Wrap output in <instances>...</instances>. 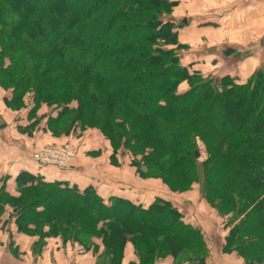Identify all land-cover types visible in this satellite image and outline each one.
Instances as JSON below:
<instances>
[{
  "label": "trees",
  "instance_id": "trees-1",
  "mask_svg": "<svg viewBox=\"0 0 264 264\" xmlns=\"http://www.w3.org/2000/svg\"><path fill=\"white\" fill-rule=\"evenodd\" d=\"M178 3L0 0L2 101L12 112L31 102L15 118L31 122L25 125L29 138H41L33 133L39 118L47 124L41 132L55 137L73 127H98L114 149L111 160L128 150L141 178H159L172 192L197 185L201 198L227 217L223 253L264 264V65L245 81L204 76L193 61L181 64L180 50L189 46L170 18ZM43 106L51 112L41 114ZM198 141L207 151L201 161L194 154ZM41 175L20 171L16 197L0 178V213L5 206L15 210L17 230L39 237L36 252L46 237L85 247L96 236L103 247L97 263L121 264L128 244L136 258L129 264L166 257L173 264H206L201 229L170 200L144 204L105 195L91 183L82 188ZM98 247L90 249L97 253Z\"/></svg>",
  "mask_w": 264,
  "mask_h": 264
},
{
  "label": "crops",
  "instance_id": "crops-1",
  "mask_svg": "<svg viewBox=\"0 0 264 264\" xmlns=\"http://www.w3.org/2000/svg\"><path fill=\"white\" fill-rule=\"evenodd\" d=\"M175 8L170 18L174 22H177L176 24H180L178 28L179 40L189 46V49H187L190 51L188 61L196 60L192 50L193 44L199 42L200 44L203 43L202 45L206 50L208 46H219L222 56L217 57L215 65L210 63V66H212L210 69H214L215 71L222 68L221 62L226 58L223 52L225 45L239 50L251 48V56L245 58L248 61L246 64L247 68H251L250 74L263 67L264 0L248 2L244 0H179ZM209 59L211 58L209 57ZM194 64V66H197L201 70H209L208 68L205 69V63L203 62H200V66L196 63ZM227 72L225 74H230L231 76H243L242 68L239 66H236L235 70ZM220 73H218V76H220ZM250 74L248 75L250 76ZM6 120L2 119L1 121L5 123V126L0 131V178L2 176L5 177L6 191L16 197L15 178L20 171L27 170L34 174H45L44 165L43 167L41 166V170L36 171L37 167L31 164L33 161L30 156L33 148L37 144H42L46 137L33 139L20 134L17 136L13 127L8 126L9 123L7 121L9 120ZM50 141L58 140L52 138ZM48 170L53 171L52 169ZM76 170L74 166H71L70 172H57L58 174L54 178L70 182V180H75L72 178L76 177ZM47 172L45 179L52 180V172L51 174ZM109 182L111 183L112 181ZM72 183H77L81 186L78 181ZM88 183L93 184L99 192L105 195L114 194V192L109 193L100 188V186L97 187V184L92 182L84 183L83 187ZM102 185L107 186L108 184L102 181ZM116 191L123 197L132 198L127 193H124V191ZM187 195H190L187 196L189 199L195 200L193 202L196 213L195 222L198 218L200 221L218 223L219 219H217V216L206 205L203 199H195V193ZM139 202L147 204L144 200ZM4 209V212L0 213V264H70L74 260L78 263L80 262V264H101L97 263L98 254L103 249L100 244L97 253H94L89 250L79 251L75 248L70 249L67 246L64 247L58 239H52L49 241L45 240V243L41 246L42 248L40 247L39 249L40 252H36L38 249L33 250V247H35V243L39 237L19 232L15 224V210L9 206H5ZM182 212L185 213L184 211ZM194 221L191 220V222L195 223ZM130 248L131 246L127 244L121 264H129L131 261H136L134 256L131 257L132 250L131 253H128L130 252ZM210 251L206 264H245L243 258L235 253L226 255L221 252L220 248L219 251L215 248ZM156 264H173V261L171 257H166L163 261H159Z\"/></svg>",
  "mask_w": 264,
  "mask_h": 264
},
{
  "label": "rangeland",
  "instance_id": "rangeland-1",
  "mask_svg": "<svg viewBox=\"0 0 264 264\" xmlns=\"http://www.w3.org/2000/svg\"><path fill=\"white\" fill-rule=\"evenodd\" d=\"M10 1H13V0H10ZM135 35L140 36L141 32L135 33ZM126 38L131 39L132 36L130 35L128 36L126 34ZM202 44L203 43L200 44L199 42L197 44H193V50L192 49L191 50L192 52H194L193 56L196 57V60L193 62L198 64L199 66H200V62H203L205 63V69L207 68L209 69L208 71L202 69V73L204 74V76L213 75L215 78H217L219 75L218 74L219 72H221L220 76H222L221 74L224 75L225 72L235 70V67L239 66L242 68V74H243V76H241L240 79L246 81L249 78L248 74L251 73V68L250 69L247 68L246 64L248 63V61L245 58L248 56H251V48L247 50H239V49L230 48L225 45V50H223V52L226 51L228 56L226 55L225 60L221 62L222 68L215 71L214 69H210L212 68V66H210V63L212 65H215V60L217 59V57L222 56L219 46H208L206 50ZM189 55H190V51L180 50V55H179L180 63L183 65L185 63H188ZM209 57L211 59H209ZM186 89L187 88L182 84L180 87L178 86L179 92H183ZM6 95H7V91L0 89V116H1L0 122L2 121V119L9 120V121L6 120L9 123L8 126L11 128L13 127V130L16 131L15 133L17 136H19L18 134L26 136V134H28V127H26L25 125L26 124L29 125L31 122L24 121V123L21 124L20 120H17L15 118L17 117V115H19V117L21 118V115L27 113V110L32 106V104L31 102L26 101L28 105L26 108L22 109L21 112H14V111L12 112L11 110H8L3 104L2 99ZM49 112H51L50 108L43 106L40 113L48 114ZM40 113L38 112L39 116H40ZM68 116L72 117L73 114H69ZM45 125H47L45 122V119L40 120L39 118V120L37 121V124L34 126L35 128V131H33L34 134H37L38 136L41 135V139L42 137H46V139H44L45 141L40 145L37 144V146H35V149L32 151V156L30 158L32 159L34 163L37 162L34 159V154L38 152L41 149V147L67 144L75 151L74 152L75 158L72 160V167L74 166V168L77 169L76 177L72 178L75 180H70V183L78 181V183L82 186V188H84L83 187L84 183L92 182L94 184H97V187L100 186V188L106 190L109 193L110 192L118 193L116 190H121V191H124V193H127L129 196H131L136 201L144 200L145 203L152 202L156 197L168 199L173 205H175L177 208L185 212L183 214L187 220L190 219L194 221V219L196 218L195 217L196 213L193 207V202L195 200L189 199V197L187 196H190V195H186V194L195 193L196 194L195 199L201 198L200 191L198 190L199 188L197 185H195V187L191 189V191L189 192L184 191V193H180V192L170 191L169 188L159 178H156V177L146 178V179L141 178L136 171L137 170L136 167L132 165V161H131L132 154L128 150L120 149L117 153L118 154L117 159L111 160V154L114 149L110 145L109 141L99 131L98 127L92 128L86 125H84L83 129L79 128V126L76 129L73 127V129H71L72 133H70V135H67V136L58 135L55 137V136H52L53 134L52 133L50 134V132H47V134L41 132L42 127L46 128ZM223 128L225 129V127ZM57 129H59V127L55 126V130ZM229 129L230 128H226V130H229ZM1 130L2 129H0V131ZM161 134L162 136H164V134L160 132L159 135ZM52 138H55L58 141H50ZM198 144H199V147H198L199 149H195V150H198V152L200 153V155L198 156L199 158L198 160L201 161L206 158L207 151H206V147H204L202 142L198 141ZM93 153L97 155L92 156L91 154ZM137 158H139V156ZM142 166L143 165H141L140 167ZM36 167H37L36 171L37 170L39 171V169L40 170L42 169L38 167L37 165ZM43 168H44L45 174H46V171H48L49 174H51L52 172L53 177L51 179H54V177L57 176L56 174H58L57 173L58 171L48 170L49 168H52V167L44 166ZM70 168L71 167L69 166L68 168L64 169L61 172L63 173L67 171L70 172ZM102 175H104V177H102ZM1 181H4V180H1ZM102 181L106 182L108 185L107 186L102 185ZM109 181H112V182L110 183ZM16 194H18V192ZM204 202L206 203L205 200ZM206 205L217 216V219H219L218 223H214L213 222L214 220L211 221L213 223H210V221L204 222V221H200V219L197 218L196 219L197 221L196 222L194 221L195 222L194 225L198 226L199 229H201V232L204 235L205 241L208 245L209 256H210V252H211L210 250L214 248L218 251L220 248L221 252L223 253L222 244L224 243V237L228 233L229 227L227 228V217H222L218 215L217 212L214 209H212L207 203ZM4 210L2 212H4ZM164 218H165V215L163 216V220H165ZM43 230L47 231L48 228L45 227ZM52 239H58L64 247L67 246L70 249L75 248L79 251H84V250L88 251L87 249H85L88 247H89V251H91L90 248L93 245L97 246V244H100V239H98L96 236L92 239H89L86 244L87 246L85 247L81 246L77 242H73L72 240L64 242L59 236L46 237L43 240L49 241ZM36 247L37 245H35L33 249ZM131 248H130V252L128 253H131V250H132L131 257H133L134 256L133 249ZM223 254L228 255L227 253H223ZM103 261L104 259L101 258L100 263ZM75 262L77 261L74 260L70 264H75ZM78 264H80V262Z\"/></svg>",
  "mask_w": 264,
  "mask_h": 264
},
{
  "label": "built area",
  "instance_id": "built-area-1",
  "mask_svg": "<svg viewBox=\"0 0 264 264\" xmlns=\"http://www.w3.org/2000/svg\"><path fill=\"white\" fill-rule=\"evenodd\" d=\"M245 2L254 0H244ZM75 151L67 144L44 146L34 154V159L40 165H50L59 169H66L72 165ZM75 264H78L75 262Z\"/></svg>",
  "mask_w": 264,
  "mask_h": 264
},
{
  "label": "water",
  "instance_id": "water-1",
  "mask_svg": "<svg viewBox=\"0 0 264 264\" xmlns=\"http://www.w3.org/2000/svg\"><path fill=\"white\" fill-rule=\"evenodd\" d=\"M4 126H5V123L0 122V128H2ZM194 154H195V157H198L200 155V153L198 152V150H195Z\"/></svg>",
  "mask_w": 264,
  "mask_h": 264
}]
</instances>
